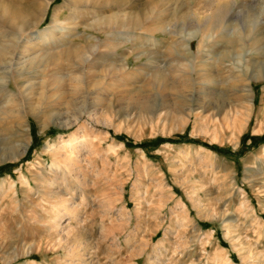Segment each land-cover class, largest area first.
I'll return each instance as SVG.
<instances>
[{
    "label": "rangeland",
    "instance_id": "rangeland-1",
    "mask_svg": "<svg viewBox=\"0 0 264 264\" xmlns=\"http://www.w3.org/2000/svg\"><path fill=\"white\" fill-rule=\"evenodd\" d=\"M111 1L0 0V264H264V0Z\"/></svg>",
    "mask_w": 264,
    "mask_h": 264
},
{
    "label": "bare ground",
    "instance_id": "bare-ground-1",
    "mask_svg": "<svg viewBox=\"0 0 264 264\" xmlns=\"http://www.w3.org/2000/svg\"><path fill=\"white\" fill-rule=\"evenodd\" d=\"M111 1V0H110ZM112 1H115V0H112ZM111 1V2H112ZM102 2H103V0H102ZM106 6H108V5H106ZM6 8L5 7H0V20L1 21H8V23L9 24H12L13 22H14V18H11V19H8V18H6L4 15H6ZM8 14V13H7ZM16 18V17H15ZM105 21V20H104ZM101 23V22H100ZM124 26V25H123ZM21 30V29H20ZM15 31V30H14ZM59 32V31H58ZM60 33V32H59ZM7 37V36H6ZM65 43V42H64ZM26 44V43H25ZM9 45V44H8ZM10 47L9 48H7L6 50H9V54H10V57L11 56H13L14 54H13V52L12 51H10V50H12L14 47H13V45L11 44V45H9ZM5 50V51H6ZM31 45L30 46H28V47H24V49L22 48V50H21V52H20V54H18V56H20V55H22V54H28V53H31ZM38 50V49H37ZM14 51V50H13ZM15 56V55H14ZM25 56H21L20 58H22V60H23V58H24ZM17 58V57H16ZM3 61H5V60H3ZM2 61V62H3ZM7 61V60H6ZM10 62V61H9ZM9 62H7L6 64H8ZM6 66V65H5ZM2 140V139H1ZM5 145V144H4ZM3 151V149L0 147V152H2ZM1 154V153H0Z\"/></svg>",
    "mask_w": 264,
    "mask_h": 264
}]
</instances>
